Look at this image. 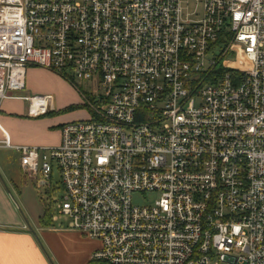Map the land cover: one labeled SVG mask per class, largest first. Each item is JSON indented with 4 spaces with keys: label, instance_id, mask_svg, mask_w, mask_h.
<instances>
[{
    "label": "built area",
    "instance_id": "built-area-1",
    "mask_svg": "<svg viewBox=\"0 0 264 264\" xmlns=\"http://www.w3.org/2000/svg\"><path fill=\"white\" fill-rule=\"evenodd\" d=\"M234 45L252 69L224 67ZM31 67L96 84L58 145L0 139L25 177L59 170L94 259L264 264V0H0V106L39 117L55 106Z\"/></svg>",
    "mask_w": 264,
    "mask_h": 264
},
{
    "label": "crops",
    "instance_id": "crops-1",
    "mask_svg": "<svg viewBox=\"0 0 264 264\" xmlns=\"http://www.w3.org/2000/svg\"><path fill=\"white\" fill-rule=\"evenodd\" d=\"M77 102L80 104L81 100ZM52 112L32 117L28 114L27 101L4 100L0 106V139H7L19 145H58L61 141V125L78 119L79 115L74 113L71 116L48 115ZM18 162L21 164L20 158ZM5 173L7 174L6 171ZM5 173L0 172V264L104 262L93 258L101 249L102 244L99 240L90 238L69 226L67 228L59 226L53 218L51 225H41L39 220L46 210L34 220L32 225L22 213L19 204L10 195L3 175Z\"/></svg>",
    "mask_w": 264,
    "mask_h": 264
},
{
    "label": "rangeland",
    "instance_id": "rangeland-1",
    "mask_svg": "<svg viewBox=\"0 0 264 264\" xmlns=\"http://www.w3.org/2000/svg\"><path fill=\"white\" fill-rule=\"evenodd\" d=\"M223 65L227 69L239 72L253 68V64L243 54V49L239 45L232 47L230 54L224 59ZM72 79L74 83L49 69L31 67L27 73V93L30 95L51 93L55 111L48 115L71 116L74 113L79 115L78 119H83L87 117V114L85 107L82 106L84 101L82 92L90 95L95 91L96 84L80 82L76 78ZM80 100L79 104L77 101ZM18 157V153L14 150L1 149L0 172H7L3 175L9 187L8 191L15 202L19 204L26 219L32 224L45 212L46 208L52 207L57 216L56 224L67 228L70 219L62 215L57 207L64 196L59 170L55 167L50 186H38V178H28L21 173ZM156 197L157 194L152 192L133 195L134 202L139 205L150 204Z\"/></svg>",
    "mask_w": 264,
    "mask_h": 264
},
{
    "label": "trees",
    "instance_id": "trees-1",
    "mask_svg": "<svg viewBox=\"0 0 264 264\" xmlns=\"http://www.w3.org/2000/svg\"><path fill=\"white\" fill-rule=\"evenodd\" d=\"M53 215H54V211L52 207L47 208L45 214L40 218L39 223L44 226L51 225ZM90 264H107V263L97 261V262L90 263Z\"/></svg>",
    "mask_w": 264,
    "mask_h": 264
},
{
    "label": "water",
    "instance_id": "water-1",
    "mask_svg": "<svg viewBox=\"0 0 264 264\" xmlns=\"http://www.w3.org/2000/svg\"><path fill=\"white\" fill-rule=\"evenodd\" d=\"M50 182L45 181V180H41L38 182V186H50Z\"/></svg>",
    "mask_w": 264,
    "mask_h": 264
}]
</instances>
